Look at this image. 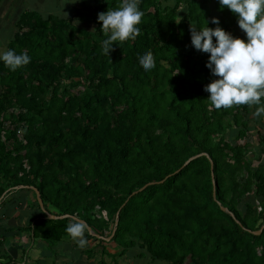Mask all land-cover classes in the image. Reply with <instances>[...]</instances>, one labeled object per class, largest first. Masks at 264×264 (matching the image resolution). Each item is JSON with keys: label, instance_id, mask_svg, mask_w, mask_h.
Wrapping results in <instances>:
<instances>
[{"label": "trees", "instance_id": "1", "mask_svg": "<svg viewBox=\"0 0 264 264\" xmlns=\"http://www.w3.org/2000/svg\"><path fill=\"white\" fill-rule=\"evenodd\" d=\"M90 1L76 16L92 30L24 12L9 48L31 62L12 71L0 61V209L37 212L27 227L0 226V259L23 230L49 247L71 238L75 220L46 218L36 189L45 210L84 221L100 243L113 234L117 252L103 253L116 264L132 251L168 264H264V165H252L247 141L254 111L215 107L210 53L191 42L192 25L215 27L213 15L235 35L236 14L219 0H142L140 34L109 56L98 13L121 0ZM145 48L150 70L139 62ZM250 194L259 212L239 209Z\"/></svg>", "mask_w": 264, "mask_h": 264}, {"label": "clouds", "instance_id": "2", "mask_svg": "<svg viewBox=\"0 0 264 264\" xmlns=\"http://www.w3.org/2000/svg\"><path fill=\"white\" fill-rule=\"evenodd\" d=\"M76 3L77 0H69ZM142 0H121L119 7L108 8L98 13L101 28L106 34L103 51L110 56L114 42L135 39L141 32L139 27L144 11ZM221 7H228L236 14L238 24L245 37L235 36L220 25L219 17H212L215 27L192 25L191 42L196 49L210 53L207 67L216 77L205 85L216 108L232 105H256L254 115L264 114V0H219ZM216 38L215 40L213 38ZM139 62L145 70L156 66L151 48L138 53ZM0 61L12 71L31 62L26 52L15 48L0 53ZM88 225L75 220L66 227L73 240L80 247L88 244Z\"/></svg>", "mask_w": 264, "mask_h": 264}, {"label": "crops", "instance_id": "3", "mask_svg": "<svg viewBox=\"0 0 264 264\" xmlns=\"http://www.w3.org/2000/svg\"><path fill=\"white\" fill-rule=\"evenodd\" d=\"M61 3V0H0V53L8 50L17 30V22L24 12L33 11V8H45V12L49 14L57 13ZM50 7L53 9H49ZM234 33L236 36L246 38V33L241 30V27L234 29ZM35 213H37L36 210L26 208V204H23L19 209L2 208L0 209V226L27 227L30 215ZM13 231L17 232V230ZM68 239V242L62 239L56 246H53L54 253L60 255L59 262H57V259L51 256L48 243L41 239L34 241L31 238L30 240L27 234L23 235L20 232L19 235L7 238L6 246L9 257L1 258V264H7L10 260V264H100L102 261L105 264H116L111 257L104 255V243H100L95 237L87 238L88 244L85 247H80L72 237ZM90 241H94V245ZM104 241L105 243L109 242ZM25 248L26 250H24ZM114 248L115 244L112 243V252L110 253L117 252ZM95 250L96 252L92 254ZM139 253L140 251H132L124 254L118 258L117 264H147L146 259L149 257L147 255L139 257L137 256Z\"/></svg>", "mask_w": 264, "mask_h": 264}, {"label": "rangeland", "instance_id": "4", "mask_svg": "<svg viewBox=\"0 0 264 264\" xmlns=\"http://www.w3.org/2000/svg\"><path fill=\"white\" fill-rule=\"evenodd\" d=\"M61 1H62V3L59 6V11L57 13H52V14L61 15L63 17H72L75 25L82 27V28H85V29L92 30L93 24L90 21L80 22L78 20V17L76 16V13L78 11H82L86 7L91 5L90 0H77L76 3H71V2H69V0H61ZM49 9H53V8L50 7ZM33 11H36V12L41 13V14L42 13L43 14H49V13L45 12V8L44 9L33 8ZM213 17H215V16L213 15ZM73 92L77 93L78 89L74 90ZM256 107H257L256 105H251L250 109L255 111ZM251 117H254V119L255 118L256 119L253 122H249L250 131H249V138L247 141H248V144H249L250 150H251V156L250 157L252 159L251 160L252 165H254V167H257L260 163L264 165V153H263L264 152V114H262L259 117L255 116L253 114L250 116V118ZM19 138H21V135H19ZM24 193L25 192L19 191L17 194L23 195ZM27 196L32 202L34 201V197H33L32 193H30V192L27 193ZM36 198H37V194H36ZM247 204L252 205V207L255 210H257L258 212L260 211L259 201L256 199L254 194H250L249 196H245L241 200V202L239 203V209L242 210L243 212H245V205H247ZM22 233H23V235H26L27 230H23ZM63 239H65L66 242L69 241L68 237H64ZM102 240H105V239L103 238ZM90 242H91V244L94 245V241H90ZM54 246H56V245H54ZM104 248H106L107 251L112 252V250H111L112 249V243H108V242L104 243ZM54 251H55V248L53 246H51L50 247L51 256H52V258L54 257V259H57L56 261L59 262L60 255L58 253L55 254ZM95 252H96V250L94 252H92V254ZM260 252H261V249H258L257 253L260 254ZM134 262H135V260L133 261V263ZM146 262H147V264H149V263L150 264H168L166 262L151 261L149 258L146 259Z\"/></svg>", "mask_w": 264, "mask_h": 264}, {"label": "water", "instance_id": "5", "mask_svg": "<svg viewBox=\"0 0 264 264\" xmlns=\"http://www.w3.org/2000/svg\"><path fill=\"white\" fill-rule=\"evenodd\" d=\"M33 190H34V191L36 192V194H37L38 203H39V205H40V207H41L43 213L46 215V218L55 220V219H64V218L69 217V218H72V219H74V220H78L77 218H75V217H70V216H68V215L56 216V215H54V214L49 213V212H48L47 210H45L44 207H43V203H42V200H41V198H40L39 192H38L36 189H33ZM117 219H118V213H117V216H116L115 227H116V225H117ZM263 227H264V226H263ZM263 227L261 228V230H259V231H253L252 233H253L254 235H259V234L261 233V231L263 230ZM87 231H88L91 235H93L95 238H100V236H98L97 234H94V233H93V231L91 230L90 227H88ZM113 233H114V232H113ZM112 236H113V234H112ZM112 236H111V237H112ZM111 237H109V238H104V239H105L106 241H109V240L111 239Z\"/></svg>", "mask_w": 264, "mask_h": 264}]
</instances>
